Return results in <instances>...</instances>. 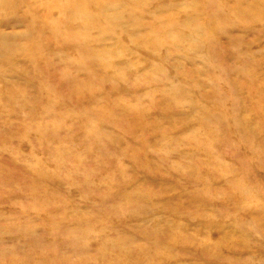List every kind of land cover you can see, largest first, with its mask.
<instances>
[{
  "label": "rangeland",
  "instance_id": "obj_1",
  "mask_svg": "<svg viewBox=\"0 0 264 264\" xmlns=\"http://www.w3.org/2000/svg\"><path fill=\"white\" fill-rule=\"evenodd\" d=\"M0 264H264V0H0Z\"/></svg>",
  "mask_w": 264,
  "mask_h": 264
},
{
  "label": "bare ground",
  "instance_id": "obj_2",
  "mask_svg": "<svg viewBox=\"0 0 264 264\" xmlns=\"http://www.w3.org/2000/svg\"><path fill=\"white\" fill-rule=\"evenodd\" d=\"M60 18V17H59ZM121 19V18H120ZM179 51V50H178Z\"/></svg>",
  "mask_w": 264,
  "mask_h": 264
}]
</instances>
